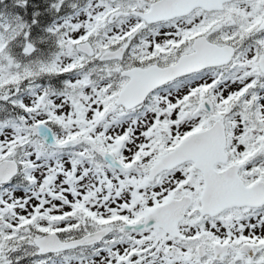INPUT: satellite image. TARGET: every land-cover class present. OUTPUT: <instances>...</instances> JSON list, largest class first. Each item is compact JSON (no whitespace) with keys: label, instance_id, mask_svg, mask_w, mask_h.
Instances as JSON below:
<instances>
[{"label":"snow or ice","instance_id":"snow-or-ice-1","mask_svg":"<svg viewBox=\"0 0 264 264\" xmlns=\"http://www.w3.org/2000/svg\"><path fill=\"white\" fill-rule=\"evenodd\" d=\"M0 264H264V0H0Z\"/></svg>","mask_w":264,"mask_h":264}]
</instances>
